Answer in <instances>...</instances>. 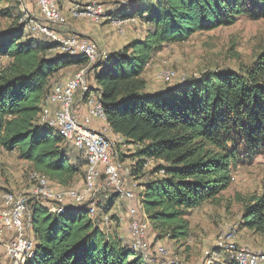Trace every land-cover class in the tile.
<instances>
[{"label": "trees", "instance_id": "trees-1", "mask_svg": "<svg viewBox=\"0 0 264 264\" xmlns=\"http://www.w3.org/2000/svg\"><path fill=\"white\" fill-rule=\"evenodd\" d=\"M134 1L112 16L139 22L144 32L89 71L94 89L88 94L99 95L106 125L123 141L115 144L118 159L131 154L122 148H135L128 182L137 184V204L153 243L164 246L165 240H187L193 211L217 203L233 171L264 156V51L239 72L207 71L161 92L147 91L143 73L165 45L231 26L240 17L263 19L264 0ZM5 2L0 0V16L11 17L12 8H1ZM87 64L84 57L59 52L47 37L29 34L19 20L0 32V150L15 153L60 189L85 175L86 160L41 123L42 109L59 72ZM149 162L154 166L148 171ZM237 200L244 205L239 228L264 234V193ZM116 201L100 194L93 215L84 207L56 214L34 202L36 248L26 264H144L131 240L125 245L117 235ZM223 264L238 263L226 253Z\"/></svg>", "mask_w": 264, "mask_h": 264}, {"label": "rangeland", "instance_id": "rangeland-1", "mask_svg": "<svg viewBox=\"0 0 264 264\" xmlns=\"http://www.w3.org/2000/svg\"><path fill=\"white\" fill-rule=\"evenodd\" d=\"M134 2V0H57L65 20L63 25L52 29L66 32L64 35L71 34L72 30L80 32L81 35L88 34L89 37L83 35L81 37L96 41L102 50L109 53L120 49L124 42L139 37L144 32L139 22L128 23L119 28L116 26L117 19L112 16L118 8ZM91 3L100 4L105 10V16L99 23H95L85 15L73 16L72 12L75 10L81 12L85 5ZM5 7L12 8V12L11 17L0 16V32L8 29L16 20L20 23L22 19L38 17L35 0H6L1 8ZM92 30L96 31L98 36L94 37ZM262 51H264V18L251 20L240 17L231 26L195 33L183 43L165 45L146 67L143 77L147 82V91L161 92L168 86L196 78L207 71L225 69L239 72L244 67L250 66ZM74 71L76 74L79 70L74 69ZM88 74L87 81H91L92 74ZM116 147L117 145L114 146L115 149ZM127 149L122 148L121 151L126 155L131 153L130 156H120V159L111 151L112 161L119 163L123 174L125 170L130 171V165L135 164L132 155L135 148L127 145ZM116 152L118 153L117 150ZM153 166L154 163L149 162L146 170L149 171ZM30 172L29 165L20 161L15 153H5L0 150V194H3V191L28 192L31 188L28 179ZM232 175L231 185L219 196L217 203H205L189 216L190 235L187 240L164 241V247L176 255L182 264L214 262L223 264L226 253L216 248L215 244L227 226L232 227L233 242L239 248L259 254L262 259H259L258 264H264V234H253L244 228H239L244 205L237 200L238 196L246 198L252 194L264 193V156L257 157L250 164L238 166ZM76 178L78 179L70 189L82 190L85 175ZM126 180H130V176ZM52 188L60 189L57 186ZM113 212H116V205L112 208ZM128 224L125 215L116 229L118 237L125 245H130L131 240ZM111 229L113 231L114 227ZM148 234L150 240H154L155 235L151 228Z\"/></svg>", "mask_w": 264, "mask_h": 264}, {"label": "built area", "instance_id": "built-area-1", "mask_svg": "<svg viewBox=\"0 0 264 264\" xmlns=\"http://www.w3.org/2000/svg\"><path fill=\"white\" fill-rule=\"evenodd\" d=\"M38 17L22 19L24 29L33 36H45L57 46L61 53L71 57H84L88 64L68 81H57L42 109L41 123L55 128L59 135L82 152L86 160L85 180L82 190L59 189L44 175L31 171V188L26 193L3 192L0 195V264H26L35 255L36 240L32 231L30 208L34 202L46 206L51 212L64 214L68 210L86 208L95 214L98 197L102 193L115 196L116 204L126 205V219L134 249L140 254L144 264H182L178 257L162 244L153 243L149 237V223L145 220L137 204L135 190L137 184L128 182L129 171L122 172L118 162L111 159V151L117 155L114 144H122L119 136L113 135L107 125L92 128L93 121L105 122L104 109L99 95L89 92L87 74L92 68L107 59L108 53L96 41L82 38L77 34L64 35L52 27L64 24L57 0H35ZM73 16L85 15L95 23L105 16L100 4H87L81 12L75 10ZM125 21L117 20L116 26L123 27ZM86 94H88L86 96ZM85 98L83 102L87 114L79 118L75 112V97ZM122 147H125L123 144ZM115 204V205H116ZM122 220V217H121ZM108 222V218L105 217ZM232 227L227 226L215 247L228 253L238 264H258L259 254L239 248L233 242Z\"/></svg>", "mask_w": 264, "mask_h": 264}, {"label": "crops", "instance_id": "crops-1", "mask_svg": "<svg viewBox=\"0 0 264 264\" xmlns=\"http://www.w3.org/2000/svg\"><path fill=\"white\" fill-rule=\"evenodd\" d=\"M67 25V24H66ZM68 26V25H67ZM67 27H65V29H66ZM59 32H61L62 34H64V33H66V32H62V31H59ZM69 32V31H68ZM90 32H91V29H90ZM77 34V35H79V36H86V37H89L90 35H88V34H84V33H82V35H81V33L79 32H77V31H75V30H72V32H71V34ZM97 32L96 31H93L92 30V35L95 37V36H98L97 34H96ZM71 34H68V35H71ZM129 40H127L126 42H124V44H126L127 42H128ZM123 44V45H124ZM74 69L75 68H67V69H65V70H63V71H60L59 72V74L57 75V77L55 78V79H60L61 81H68V80H70L75 74V71H74ZM89 83V85H94L93 84V82H92V80L91 81H89L88 82ZM75 112L77 113V115L79 116V118H83V116H85L86 114H87V109H86V106H85V104L82 102V99L78 96V97H75ZM106 125V123L105 122H101V121H93V123H92V128H95V129H100L101 127H103V126H105ZM2 187H4V186H2ZM5 188V187H4ZM4 192V191H3ZM1 195V194H0ZM116 212L121 216V217H123V216H125V214H126V206H125V204L124 203H122L120 206H117V204H116Z\"/></svg>", "mask_w": 264, "mask_h": 264}]
</instances>
